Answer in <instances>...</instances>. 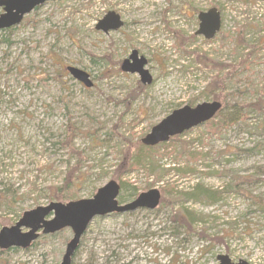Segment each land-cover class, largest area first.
<instances>
[{
  "label": "rangeland",
  "instance_id": "obj_1",
  "mask_svg": "<svg viewBox=\"0 0 264 264\" xmlns=\"http://www.w3.org/2000/svg\"><path fill=\"white\" fill-rule=\"evenodd\" d=\"M213 7L222 28L206 40L195 35L198 14ZM109 11L124 26L106 34L95 27ZM239 32L261 46L226 80L223 94L262 111L250 113L248 126L213 131L204 123L117 173L128 158L145 155L142 138L174 110L215 101L217 68L252 51L238 47ZM133 50L147 60L152 84L122 72ZM67 66L89 73L93 86ZM263 127L264 0L47 1L0 31V230L71 195L92 198L115 180L120 203L155 188L159 207L95 217L72 264H219L220 254L264 264ZM74 168L83 180L66 191ZM197 185L218 196L187 199ZM57 193L68 198L59 201ZM188 213L192 222L184 220ZM72 237L70 228L40 231L29 248L0 249V264H60Z\"/></svg>",
  "mask_w": 264,
  "mask_h": 264
},
{
  "label": "water",
  "instance_id": "obj_2",
  "mask_svg": "<svg viewBox=\"0 0 264 264\" xmlns=\"http://www.w3.org/2000/svg\"><path fill=\"white\" fill-rule=\"evenodd\" d=\"M47 1L58 0H0L3 13L0 14V30L11 28L22 22L25 15ZM199 27L195 32L206 40H212L221 30L222 18L220 11L210 8L198 14ZM121 16L115 11H109L96 25V30L108 34L123 27ZM147 60L139 57L138 51L133 50L131 55L121 65V70L128 73H138L142 84L150 85L152 76L145 69ZM69 74L85 85L93 86L90 74L75 66H68ZM222 104L219 101L203 102L196 106L185 105L174 110L159 123L154 125L150 132L141 140L147 147H154L169 142L171 138L179 136L197 126L213 119L220 112ZM121 186L115 180H110L99 188L96 194L89 199L73 200L66 203L51 202L45 207H38L25 212L22 218L12 227L0 230V249L29 248L34 241L43 234H54L65 228H70L73 237L68 242L65 254L60 264H72L73 257L80 246L82 236L86 233L95 217L111 214L135 212L139 209H156L161 202L162 194L158 189H150L139 194L133 201L121 204L118 200ZM53 217L47 219L48 217ZM27 232H22V228ZM219 264H249L244 260L233 262L226 254L218 255Z\"/></svg>",
  "mask_w": 264,
  "mask_h": 264
},
{
  "label": "trees",
  "instance_id": "obj_3",
  "mask_svg": "<svg viewBox=\"0 0 264 264\" xmlns=\"http://www.w3.org/2000/svg\"><path fill=\"white\" fill-rule=\"evenodd\" d=\"M237 45L238 47L240 45H245V46H250L252 48V51L244 58L243 61L241 62H237V64L235 65H229V66H225L222 65L220 66L218 69V75H220L219 80L215 81L213 84V89L211 90V96L213 97V99L215 101H219L222 104V108L220 110V112L214 117V119H211L209 122L205 123L206 125H210V127H213V131H219L220 129L224 128L225 126L228 125H234V124H243L248 126L247 121L250 119V113L253 112H259L262 111V106L258 103V104H252V105H245L243 103H229L227 101V96L223 94L224 92V85L225 82L228 78H230V76L232 75V73L234 72V70L239 66L242 65L241 67H245L246 64L249 61V56L253 55L256 51V49H258L261 46V42L258 41L255 45L249 44V42L245 41L243 39V33L239 32V37L237 38ZM238 49V48H237ZM209 96V97H211ZM232 109V110H231ZM229 110H231L232 112L229 113ZM215 120V118H217ZM215 120V121H214ZM264 128V127H263ZM143 145V144H142ZM71 147V145H69ZM144 146V145H143ZM159 146H165V143L159 144L157 146L154 147H145V155L138 153L137 154V159L134 157L132 159L128 158L126 163H122L119 166V169L117 170V173L120 174H124V173H128L130 171H133V169L135 167H137V165L142 164V161H145L146 159H148L149 155V151L152 152V149H157ZM151 148V149H150ZM143 149V148H142ZM253 149H250L249 151H251ZM149 160H151L149 158ZM83 179L80 178V172L79 170H77L76 168L72 169L66 180L64 185H66V191L69 190H73L74 187L76 186V184H79L82 182ZM60 193V190H58ZM61 192H63V190H61ZM56 195V198L59 201H62L64 199H67L68 196L63 194H58ZM187 199H191L193 201L198 200L201 201L202 198L204 197H216L218 196V194L216 192H213L212 190L205 188L204 186L201 185H197L194 189V192L188 193L186 194ZM74 200L76 198H73V196L71 195V197L68 200ZM0 203H1V198H0ZM186 217L184 218V220H187V222H192V218L190 213H188L187 215H185Z\"/></svg>",
  "mask_w": 264,
  "mask_h": 264
},
{
  "label": "flooded vegetation",
  "instance_id": "obj_4",
  "mask_svg": "<svg viewBox=\"0 0 264 264\" xmlns=\"http://www.w3.org/2000/svg\"><path fill=\"white\" fill-rule=\"evenodd\" d=\"M122 19V18H121ZM124 22V21H123ZM124 26V25H123ZM122 28V27H121ZM132 53V52H131ZM131 55V54H130ZM129 55V56H130ZM138 55H139V52H138ZM139 57H141L140 55H139ZM127 59V58H126ZM124 61V60H123ZM123 63V62H122ZM122 65V64H121ZM122 72H124V71H122ZM126 73H128V72H126ZM132 74V73H131ZM133 74H135V73H133ZM138 74V73H137ZM140 76V75H139ZM140 82H141V77H140ZM152 82H153V78H152ZM142 83V82H141ZM152 84V83H151ZM144 85V84H143ZM162 200V199H161ZM126 203H128V202H126ZM121 204H123V203H121ZM139 210H141V209H139ZM143 210H149V209H143ZM152 211V210H151ZM128 213H130V212H128ZM124 214V213H123ZM83 237V236H82ZM82 239V238H81ZM80 244H81V241H80ZM80 247V246H79ZM78 250V249H77Z\"/></svg>",
  "mask_w": 264,
  "mask_h": 264
}]
</instances>
